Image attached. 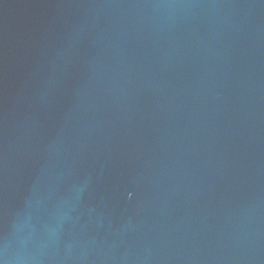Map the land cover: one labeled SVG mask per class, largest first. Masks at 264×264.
Returning <instances> with one entry per match:
<instances>
[{
	"label": "water",
	"instance_id": "water-1",
	"mask_svg": "<svg viewBox=\"0 0 264 264\" xmlns=\"http://www.w3.org/2000/svg\"><path fill=\"white\" fill-rule=\"evenodd\" d=\"M0 264H264V0H0Z\"/></svg>",
	"mask_w": 264,
	"mask_h": 264
}]
</instances>
